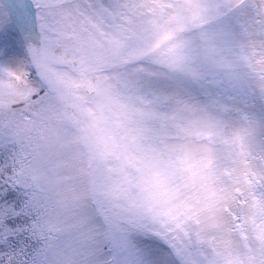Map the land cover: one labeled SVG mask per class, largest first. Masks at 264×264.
<instances>
[{"label": "snow or ice", "instance_id": "6c2138e0", "mask_svg": "<svg viewBox=\"0 0 264 264\" xmlns=\"http://www.w3.org/2000/svg\"><path fill=\"white\" fill-rule=\"evenodd\" d=\"M0 264H264V0H0Z\"/></svg>", "mask_w": 264, "mask_h": 264}]
</instances>
